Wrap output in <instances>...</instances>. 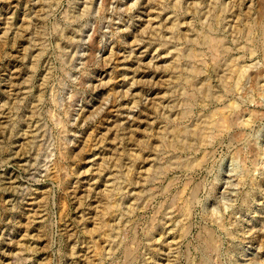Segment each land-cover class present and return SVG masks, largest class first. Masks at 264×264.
<instances>
[{
  "label": "rangeland",
  "instance_id": "374dc122",
  "mask_svg": "<svg viewBox=\"0 0 264 264\" xmlns=\"http://www.w3.org/2000/svg\"><path fill=\"white\" fill-rule=\"evenodd\" d=\"M0 264H264V0H0Z\"/></svg>",
  "mask_w": 264,
  "mask_h": 264
}]
</instances>
